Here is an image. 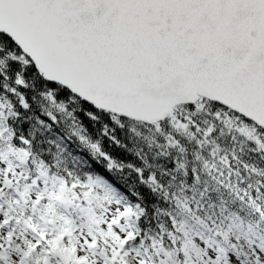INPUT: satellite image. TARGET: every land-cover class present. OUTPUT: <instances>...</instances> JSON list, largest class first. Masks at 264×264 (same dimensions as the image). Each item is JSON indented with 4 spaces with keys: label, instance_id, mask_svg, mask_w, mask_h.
I'll list each match as a JSON object with an SVG mask.
<instances>
[{
    "label": "snow or ice",
    "instance_id": "obj_1",
    "mask_svg": "<svg viewBox=\"0 0 264 264\" xmlns=\"http://www.w3.org/2000/svg\"><path fill=\"white\" fill-rule=\"evenodd\" d=\"M0 264H264V0H0Z\"/></svg>",
    "mask_w": 264,
    "mask_h": 264
}]
</instances>
